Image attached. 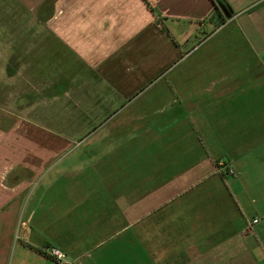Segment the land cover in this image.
<instances>
[{"label":"crops","instance_id":"1","mask_svg":"<svg viewBox=\"0 0 264 264\" xmlns=\"http://www.w3.org/2000/svg\"><path fill=\"white\" fill-rule=\"evenodd\" d=\"M5 9L9 56H76L65 69L75 104L142 101L68 154L32 123L60 80L8 65L9 106H24L0 127V264L264 263V0H0Z\"/></svg>","mask_w":264,"mask_h":264},{"label":"rangeland","instance_id":"2","mask_svg":"<svg viewBox=\"0 0 264 264\" xmlns=\"http://www.w3.org/2000/svg\"><path fill=\"white\" fill-rule=\"evenodd\" d=\"M7 15L8 13L6 9L4 11L1 10V18L7 19L4 17ZM8 30V24L1 23L0 35L2 36L0 37L3 38L2 33H6ZM7 47L8 40L0 39V64L4 65L6 68V71L3 73L0 72V127L3 129L8 128L14 121V117L10 116L9 113L17 109L16 105H18V107L22 105L20 106L21 108L24 106V103H16L11 107L9 106L8 78L10 71L8 65H10V67L21 65L23 69L25 64L27 67H29V69L32 67L31 71L18 72V77H21V75L32 76L33 79L39 81H42L43 77H45L49 82H52V80L57 78L60 80L56 82L54 86L50 87L49 89H47V87L43 91L44 94L46 93L49 96L34 106L33 115H35L36 119H34L32 123L35 124L39 130H41V133H44L45 135L53 134L51 137L55 138L56 136L58 138L64 139L66 143L70 144V151L68 154L76 155V144L88 145L91 142L99 143L96 137L98 136V139H101L102 136L103 138L105 134L106 123L108 122V115L110 117L112 115L119 114L120 112L123 114L127 112H135L138 101H142V96H134L128 102L123 104H75L74 102L77 99L76 85L74 84L75 86H72L70 81L76 80V72L66 71L65 69H68L69 65L72 68L76 67V56L68 53V50L60 53L59 49H56L51 53V51L48 49H44L39 53V55L25 54L24 57L26 59L24 61L23 57L9 56ZM58 48L61 49V47ZM37 67H39L38 69L44 67L45 70L48 71L35 72ZM62 67L64 68L63 71L49 70L52 68L61 69ZM21 83L20 85H22ZM33 86H35V83ZM55 90L61 91L59 95V101L51 98V95ZM85 108L87 109V112L81 113V110H85ZM95 130L98 131L97 136H95ZM130 134L131 133H129V135ZM128 139H131L129 143L133 142L132 137L129 136ZM104 142L105 141H102L101 144H104Z\"/></svg>","mask_w":264,"mask_h":264},{"label":"built area","instance_id":"3","mask_svg":"<svg viewBox=\"0 0 264 264\" xmlns=\"http://www.w3.org/2000/svg\"><path fill=\"white\" fill-rule=\"evenodd\" d=\"M228 174L230 175L233 174V171L228 170ZM251 223L255 224L257 223V220H253ZM47 253L57 263H61L64 258L63 254L58 249H55V248L48 249Z\"/></svg>","mask_w":264,"mask_h":264},{"label":"water","instance_id":"4","mask_svg":"<svg viewBox=\"0 0 264 264\" xmlns=\"http://www.w3.org/2000/svg\"><path fill=\"white\" fill-rule=\"evenodd\" d=\"M221 7V9L224 11L225 9L223 8V6H220Z\"/></svg>","mask_w":264,"mask_h":264},{"label":"trees","instance_id":"5","mask_svg":"<svg viewBox=\"0 0 264 264\" xmlns=\"http://www.w3.org/2000/svg\"><path fill=\"white\" fill-rule=\"evenodd\" d=\"M215 9H217V8L215 7Z\"/></svg>","mask_w":264,"mask_h":264}]
</instances>
